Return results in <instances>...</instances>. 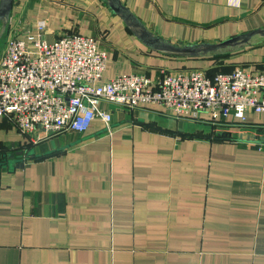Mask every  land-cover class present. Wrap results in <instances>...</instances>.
<instances>
[{
    "label": "crops",
    "instance_id": "0c3cea01",
    "mask_svg": "<svg viewBox=\"0 0 264 264\" xmlns=\"http://www.w3.org/2000/svg\"><path fill=\"white\" fill-rule=\"evenodd\" d=\"M118 1L135 25L114 0H14L3 38L26 39L40 24L50 43L79 33L106 52L103 81L158 80L212 74L216 65L212 56L148 46L153 37L183 47L264 29L263 0ZM230 54L223 66L231 71L264 69V39ZM102 107L110 132L98 119L85 133L26 136L3 120L0 264H264L263 144L216 141L208 121L177 119L156 105ZM261 118L238 127L260 128ZM202 133L210 137L185 136ZM19 151L24 166L18 157L9 166Z\"/></svg>",
    "mask_w": 264,
    "mask_h": 264
},
{
    "label": "built area",
    "instance_id": "2783aa9c",
    "mask_svg": "<svg viewBox=\"0 0 264 264\" xmlns=\"http://www.w3.org/2000/svg\"><path fill=\"white\" fill-rule=\"evenodd\" d=\"M44 31L40 24L38 34L8 38L0 58V132L6 118L26 136L37 129L46 137L85 133L98 119L110 132L112 115L104 104L127 110L156 105L177 119L227 127L247 125L255 114L264 125V69L236 68L213 78L193 71L103 81L108 57L98 40L72 33L50 43Z\"/></svg>",
    "mask_w": 264,
    "mask_h": 264
},
{
    "label": "water",
    "instance_id": "95a60500",
    "mask_svg": "<svg viewBox=\"0 0 264 264\" xmlns=\"http://www.w3.org/2000/svg\"><path fill=\"white\" fill-rule=\"evenodd\" d=\"M113 1V0H112ZM116 1L119 5L114 4L116 12L121 14L124 18V20L129 24L132 25L135 23L133 22L132 16L128 13V10L125 9L118 0ZM13 2L14 0H2L0 4V25H2V31H0V41L3 38L7 24L10 19L11 11L13 8ZM137 24V23H136ZM136 35L141 38H147V36H143L142 32L136 33ZM154 40H149V44L146 43L148 46L151 45L163 52L178 54L180 57H188V58H201L206 56H214L218 53H233L237 49H243L245 47L251 46L255 39L261 38L264 39V29L262 30H256L252 31L251 33L236 36L233 39H229L223 42H220L218 44H200V45H184L183 47H177L174 45H171L169 42H163L161 39L153 37ZM148 39V38H147ZM147 42V41H146ZM241 142H250V143H258L264 145V136H250V135H244L241 134L239 138H237V141ZM24 152L19 151L16 153H12L8 156L11 161H9V166L13 164L14 158L18 157L21 163V166L23 167V157ZM17 160V161H18Z\"/></svg>",
    "mask_w": 264,
    "mask_h": 264
},
{
    "label": "rangeland",
    "instance_id": "374dc122",
    "mask_svg": "<svg viewBox=\"0 0 264 264\" xmlns=\"http://www.w3.org/2000/svg\"><path fill=\"white\" fill-rule=\"evenodd\" d=\"M7 41H8V37H4L1 41V46H0V58L3 55L4 51L6 50V46H7ZM210 125V124H209ZM204 126V125H203ZM262 127H257L254 129H246V128H242V127H227L225 125H220V126H213L215 128L212 127V125L210 126H205V127H211L212 132L211 135H215L217 136V132L224 134L227 131H232V133H234V136H232L233 139H237V137L239 136L238 134L243 133L244 135H250V136H264V125H261ZM204 134V133H202ZM206 135L209 133H205ZM236 137V138H235ZM61 140V138L59 139V141ZM58 142L57 140H52L53 145H55V143ZM62 142V141H61ZM31 154L34 153V150H31L30 152Z\"/></svg>",
    "mask_w": 264,
    "mask_h": 264
},
{
    "label": "trees",
    "instance_id": "16d2710c",
    "mask_svg": "<svg viewBox=\"0 0 264 264\" xmlns=\"http://www.w3.org/2000/svg\"><path fill=\"white\" fill-rule=\"evenodd\" d=\"M231 56L232 55L230 53H218L217 55L212 56V58H210V59L215 62L216 67H215V69H213L214 73H212V74L209 73L210 75L207 74V76L209 78H213V77L217 76L219 73H232V72H234V70L231 71L230 69L225 68V66H223L226 59H229ZM262 121H263L262 119L259 120V122H262ZM185 136L190 137V138H201V139L206 138V137H210V135L206 136L204 134H192V135L191 134H185ZM212 138L216 141H220V140L232 141V137L229 135H226L225 133L217 135V136L214 135Z\"/></svg>",
    "mask_w": 264,
    "mask_h": 264
},
{
    "label": "bare ground",
    "instance_id": "6f19581e",
    "mask_svg": "<svg viewBox=\"0 0 264 264\" xmlns=\"http://www.w3.org/2000/svg\"><path fill=\"white\" fill-rule=\"evenodd\" d=\"M15 131V130H14Z\"/></svg>",
    "mask_w": 264,
    "mask_h": 264
}]
</instances>
